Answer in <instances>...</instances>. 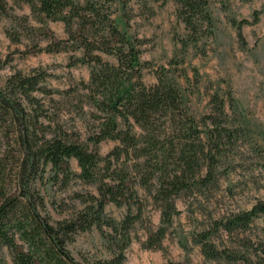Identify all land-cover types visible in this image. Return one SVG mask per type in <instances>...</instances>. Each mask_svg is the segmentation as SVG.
Returning a JSON list of instances; mask_svg holds the SVG:
<instances>
[{"label":"trees","instance_id":"1","mask_svg":"<svg viewBox=\"0 0 264 264\" xmlns=\"http://www.w3.org/2000/svg\"><path fill=\"white\" fill-rule=\"evenodd\" d=\"M112 1L13 0L10 4L0 0V15L10 18L27 34L39 32L41 39L54 37L50 22H62L69 39L83 49V57L73 60L71 65L80 63L91 70L88 82L81 81L60 92L41 86L47 74L38 70L28 74L17 71L8 78L6 86L0 88V128L12 132L22 153V175L17 192L4 195L0 201V251L7 247L14 264H123L132 241L131 231L143 214L137 186L153 193L162 208L160 227L147 240L149 248L158 245L177 213L176 197L182 190H191L196 185L201 159L207 162L206 176L201 181L212 182L214 163L222 155L220 145L226 136L232 135L223 125L222 118L226 114L220 100L216 105L221 121L209 114L203 118L205 132L200 128L186 107L185 94L169 75L170 70L157 72L155 84H145L144 64L140 60L142 42L119 30L111 17ZM175 1L177 16L187 30L186 39L180 42L186 49L210 33L213 20L209 8L214 0ZM217 1L222 6L229 2ZM23 5L29 6L37 26L29 23L28 15L13 14ZM257 19L258 16L254 22ZM232 21L241 38V27L254 23ZM6 34L13 42L21 41V34L12 35L10 31ZM53 43L61 42H51L39 50L60 51ZM38 45L36 42L35 47ZM101 54L115 57L116 63L104 60ZM36 91L45 96L56 92L74 104L84 117L85 136L76 123L69 126L57 115L50 114L42 98L33 95ZM230 107L236 108L233 102ZM108 140L119 144L101 156L99 146ZM72 158L80 167L78 178L95 186L96 193L77 194L80 207L69 216L51 222L50 217L42 213L44 199L32 190L29 182L39 170L45 171L48 167L56 181L61 177L68 181ZM111 203L127 208L122 220L107 215L105 208ZM258 216H264V200L257 201L249 210L228 213L214 228L194 233L193 241L201 245L208 259L227 264H264L262 240L251 245L246 239L242 250L220 249L210 240L220 229L228 235L244 231ZM93 228L105 239L111 258L77 260L68 245L78 233ZM252 254L256 260L250 256Z\"/></svg>","mask_w":264,"mask_h":264},{"label":"rangeland","instance_id":"2","mask_svg":"<svg viewBox=\"0 0 264 264\" xmlns=\"http://www.w3.org/2000/svg\"><path fill=\"white\" fill-rule=\"evenodd\" d=\"M123 3H126V9H123ZM110 6L111 17L119 30L142 42L140 60L144 64L145 84H155L157 72L170 70L169 75L185 94L186 107L200 128L205 132L203 118L206 115L212 114L220 120L216 105L220 100L226 114L222 118L223 125L232 134L220 145L222 155L214 163V180L201 181L207 171V162L201 159L198 179L194 181L196 185L191 190H182L176 197L177 213L172 217V224L161 242L151 248L147 247V240L160 227L162 208L153 193L137 186L143 214L131 231L132 241L123 264H227L206 258L201 245L195 243L192 236L214 228L228 213L249 210L257 201L264 200V0H229L226 6L214 0L209 8L213 20L210 33L186 49L180 42L186 39L187 30L177 16L175 0L166 3L163 0H114ZM13 14L28 15L29 23L37 26L25 5L16 8ZM257 16V22H254ZM232 20L254 23L241 27V38ZM49 28L54 37L41 39L39 32L27 34L10 18L0 15V88H4L8 78L17 71L23 74L43 71L47 76L41 86L59 92L73 88L81 81H89L91 70L87 65H71L73 60L83 57V49L69 39L62 22H50ZM6 31L12 35L21 34V41L13 42ZM58 41L61 43L52 46H59L60 51L39 50ZM36 42L39 45L35 47ZM101 55L104 60L116 63L115 57ZM33 95L42 98L49 113L57 115L61 122L69 126L76 123L85 136L84 117L74 104L56 92L45 96L36 91ZM231 102L236 106L234 110L230 107ZM135 130L139 132L138 128ZM118 144L109 140L101 143L100 155H107ZM21 158L12 132L0 128V201L17 189L22 175ZM69 167L72 174L68 181L62 177L56 181L48 167L45 171L39 170L29 182L32 190L44 199L42 213L48 215L51 222L69 216L80 207L77 194L96 193L95 186L78 178L80 167L75 158L69 160ZM105 211L109 217L120 221L127 208L111 203ZM246 239L251 245L264 241V216L255 218L244 231L228 235L220 229L210 238L220 249L235 247L240 250ZM68 248L80 261L111 258L105 239L96 228L78 233ZM250 256L256 260L253 254ZM0 264H14L7 247L1 248Z\"/></svg>","mask_w":264,"mask_h":264},{"label":"crops","instance_id":"3","mask_svg":"<svg viewBox=\"0 0 264 264\" xmlns=\"http://www.w3.org/2000/svg\"><path fill=\"white\" fill-rule=\"evenodd\" d=\"M7 1L8 2L10 1L11 2V3L9 2L10 4H12V2H13V0H7ZM25 7L28 8V9H30L28 5H25Z\"/></svg>","mask_w":264,"mask_h":264}]
</instances>
